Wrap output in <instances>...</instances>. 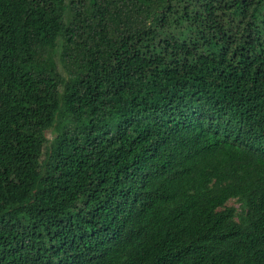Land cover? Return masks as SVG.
I'll return each mask as SVG.
<instances>
[{
	"label": "trees",
	"instance_id": "1",
	"mask_svg": "<svg viewBox=\"0 0 264 264\" xmlns=\"http://www.w3.org/2000/svg\"><path fill=\"white\" fill-rule=\"evenodd\" d=\"M0 264H264V0H0Z\"/></svg>",
	"mask_w": 264,
	"mask_h": 264
},
{
	"label": "rangeland",
	"instance_id": "2",
	"mask_svg": "<svg viewBox=\"0 0 264 264\" xmlns=\"http://www.w3.org/2000/svg\"><path fill=\"white\" fill-rule=\"evenodd\" d=\"M82 2H79L77 4V8H76V12H80L81 11V8H82ZM64 18L66 19V16H64ZM60 56V52H59V49L56 50V52L54 51L53 53V57H51L50 59L48 58L47 55H45V53H37V61L38 62H43L45 60H51L55 63V66H56V70L58 73H60L61 75L65 74L64 72H66V70L69 68H73L77 63L78 61L73 58V59H68V58H65L63 61L61 58H59ZM54 134L51 130H48V131H45V139L47 140V142H50L53 138ZM227 207L229 206H232L234 208H238V204L234 201V200H229L226 204H225Z\"/></svg>",
	"mask_w": 264,
	"mask_h": 264
}]
</instances>
